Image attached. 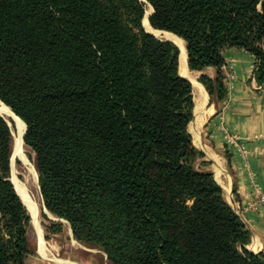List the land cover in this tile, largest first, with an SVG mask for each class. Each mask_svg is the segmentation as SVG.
Here are the masks:
<instances>
[{
  "label": "trees",
  "instance_id": "1",
  "mask_svg": "<svg viewBox=\"0 0 264 264\" xmlns=\"http://www.w3.org/2000/svg\"><path fill=\"white\" fill-rule=\"evenodd\" d=\"M190 71L218 105L224 53L255 57L264 85V0H0V100L26 124L46 209L109 264H264L251 232L193 144ZM202 86V87H203ZM0 115V264H26L30 216L10 179ZM204 165V162H201ZM63 231L61 222L46 228Z\"/></svg>",
  "mask_w": 264,
  "mask_h": 264
},
{
  "label": "crops",
  "instance_id": "2",
  "mask_svg": "<svg viewBox=\"0 0 264 264\" xmlns=\"http://www.w3.org/2000/svg\"><path fill=\"white\" fill-rule=\"evenodd\" d=\"M224 58L228 94L218 105L211 104L208 92L199 82L202 74L215 79L218 70L208 67L203 72H194L187 64L189 72L207 94L204 107L197 114V95L193 86L192 137L195 147L204 155L206 171L213 173L228 202L251 232L246 249L264 254V207L257 199L258 193L264 194V85L255 77L256 62L251 53L229 49ZM198 97L201 98L200 93ZM228 135L236 137L235 145L228 142ZM67 238L70 244L58 235L46 239V255L40 252L38 243V249L28 256L26 264H85L77 247L87 250L88 246L74 239L71 228Z\"/></svg>",
  "mask_w": 264,
  "mask_h": 264
},
{
  "label": "rangeland",
  "instance_id": "3",
  "mask_svg": "<svg viewBox=\"0 0 264 264\" xmlns=\"http://www.w3.org/2000/svg\"><path fill=\"white\" fill-rule=\"evenodd\" d=\"M148 6L149 4H146L145 6V15H146V9L149 8ZM144 29L146 28L144 27ZM10 127H11L12 135H13V150H12V158H11V175H10L11 181L13 182L12 179L15 175L17 179L25 185L27 193L33 199L38 201V206H39L38 220L42 228L43 237L45 239V242L47 243L48 242L47 240H49V238H47L48 236V233L46 230L47 226H50L53 222L54 223L61 222L63 224V231L60 233H56V234H50L49 237H51L52 235H58L61 240L68 241L69 243L68 242L67 243L70 244L71 242L67 238V233L69 229L71 228L70 224L66 220L60 219L54 214H52L51 212H49L51 215H53L51 216L47 212L48 210L45 207V203H44V200L41 194V188H40V183H39L40 177H39V172L36 166V154L34 150L28 145H26L25 140L23 139V147L21 151L22 154L21 155L19 153L15 154V145H16L17 140L19 139V133L15 125L12 124V126ZM189 132L192 135L191 124L189 126ZM193 144H194V141H193ZM201 162H203V159L199 160L197 164L198 168L206 171L205 164L202 165ZM33 170L36 171L38 175L37 177ZM27 211L29 213L28 208H27ZM29 216H30V213H29ZM27 231H28L29 245H30L31 254H32L34 253L35 250L38 249V243L40 246V237L36 229L33 226L31 216H30V224H29ZM77 252L81 256V258L83 259L82 261L85 262V264H109L107 256L100 249L87 247V250H86L84 248L77 247Z\"/></svg>",
  "mask_w": 264,
  "mask_h": 264
},
{
  "label": "bare ground",
  "instance_id": "4",
  "mask_svg": "<svg viewBox=\"0 0 264 264\" xmlns=\"http://www.w3.org/2000/svg\"><path fill=\"white\" fill-rule=\"evenodd\" d=\"M148 7L149 8L146 9V15H145V18L143 20V25H144V27L146 28L147 31L153 32L160 39L171 40L180 49V52H181L180 53V58H179L180 74L184 78H187L189 80L191 79V82H192V84L194 86V91H195L194 93L197 95V99H196L197 109H196V112L198 114L200 108L204 107V103L206 101L207 94L205 93V90L202 87V85L197 81V79H195L193 77V75L188 70V65H187L188 64V54H187V49H186V42L182 38L176 36L173 33L165 32V31L162 32L160 30H157V31L152 30L150 22H149V16L152 14L153 8L150 5ZM198 93H200V95H201L200 99L198 97ZM0 115L3 116V118L9 123L10 126H12V124H13V125H15L17 127L18 133H19V139L17 140L16 145H15V154L19 153L21 155L22 154L21 151H22V147H23L24 134H25L26 129H27L25 122L23 120H21V118L16 116L15 113L11 110V108L8 107L6 104H4L2 101H0ZM194 128H196V124H195ZM198 140H200V139H198ZM33 171H34V173H35V175L37 177L38 175H37L36 171L35 170H33ZM12 180H13V183H14L16 189L18 190V192H19L24 204L28 208L30 216L32 217L33 226L36 229L37 233L39 234V237H40V246H39L40 252L42 254L46 255V242H45V240L43 238L42 228H41L39 220H38V209H39L38 201L33 199L27 193L25 185L23 183H21L17 179V177L15 175H14ZM47 212L49 213V211H47ZM51 216H53V215H51ZM48 258H50V257H48ZM64 262H65V260H64ZM68 264H77V263L69 262Z\"/></svg>",
  "mask_w": 264,
  "mask_h": 264
},
{
  "label": "built area",
  "instance_id": "5",
  "mask_svg": "<svg viewBox=\"0 0 264 264\" xmlns=\"http://www.w3.org/2000/svg\"><path fill=\"white\" fill-rule=\"evenodd\" d=\"M227 139H228V142L230 144H234V145L236 144L237 139H236L235 136H229L228 135ZM257 199H258V203L264 207V194L258 193L257 194Z\"/></svg>",
  "mask_w": 264,
  "mask_h": 264
},
{
  "label": "water",
  "instance_id": "6",
  "mask_svg": "<svg viewBox=\"0 0 264 264\" xmlns=\"http://www.w3.org/2000/svg\"><path fill=\"white\" fill-rule=\"evenodd\" d=\"M153 13L154 12H152V14L150 15V16H152L153 15ZM150 16H149V18H150ZM151 25V24H150ZM151 28H152V30H155V31H157L156 29H154L152 26H151ZM146 30V29H145ZM146 32L147 33H149V34H151V35H154L156 38H158V39H160L159 37H157L153 32H150V31H147L146 30ZM163 32V31H162ZM160 40H163V41H171V40H167V39H160ZM172 42V41H171ZM181 53V52H180ZM184 78V77H183ZM186 79V78H185ZM188 80V79H187ZM1 101V100H0ZM3 117V116H2ZM26 132H27V129H26ZM26 132H25V134H24V137H25V135H26ZM14 184V183H13Z\"/></svg>",
  "mask_w": 264,
  "mask_h": 264
}]
</instances>
